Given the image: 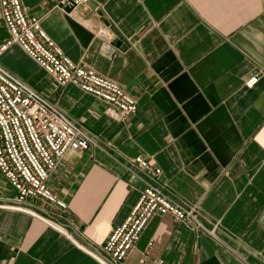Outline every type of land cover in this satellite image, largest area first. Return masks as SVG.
Wrapping results in <instances>:
<instances>
[{
	"label": "crops",
	"instance_id": "1",
	"mask_svg": "<svg viewBox=\"0 0 264 264\" xmlns=\"http://www.w3.org/2000/svg\"><path fill=\"white\" fill-rule=\"evenodd\" d=\"M21 2L63 55L121 85L138 109L111 115L18 44L2 52L0 64L94 144L68 151L47 180L65 210L15 208L0 178V264H102L95 254L147 182L194 206L206 231L156 215L121 264H264V77L245 86L264 69V0ZM8 38L0 14V46ZM136 157L161 176L132 173Z\"/></svg>",
	"mask_w": 264,
	"mask_h": 264
},
{
	"label": "built area",
	"instance_id": "2",
	"mask_svg": "<svg viewBox=\"0 0 264 264\" xmlns=\"http://www.w3.org/2000/svg\"><path fill=\"white\" fill-rule=\"evenodd\" d=\"M86 2L72 0V5L78 7ZM0 14L9 33L0 46V55L16 43L59 86H73L92 95L109 106L111 115L118 112L126 116L137 111V99L121 85L63 55L42 28L41 19L30 15L21 0H0ZM260 77H264V69L248 79L245 86H254ZM92 144V136L82 125L0 64V175L14 190L16 201L40 200L54 209L65 210V202L49 189L47 180L68 151H86ZM129 168L134 174L140 172L154 179L162 173L143 157L132 159ZM156 215H168L198 231H206L194 206L147 182L124 222L111 231L101 248L104 257H95L102 264H121Z\"/></svg>",
	"mask_w": 264,
	"mask_h": 264
},
{
	"label": "water",
	"instance_id": "3",
	"mask_svg": "<svg viewBox=\"0 0 264 264\" xmlns=\"http://www.w3.org/2000/svg\"><path fill=\"white\" fill-rule=\"evenodd\" d=\"M0 201H4V200H0ZM5 202H10L12 203L13 205L15 206H21L23 207L25 204L24 203H21V202H18V201H5ZM108 260V259H107ZM109 261V260H108ZM110 262V261H109ZM111 263V262H110Z\"/></svg>",
	"mask_w": 264,
	"mask_h": 264
},
{
	"label": "rangeland",
	"instance_id": "4",
	"mask_svg": "<svg viewBox=\"0 0 264 264\" xmlns=\"http://www.w3.org/2000/svg\"><path fill=\"white\" fill-rule=\"evenodd\" d=\"M0 178H2L3 183H6L9 187H11L10 184L1 175H0Z\"/></svg>",
	"mask_w": 264,
	"mask_h": 264
}]
</instances>
